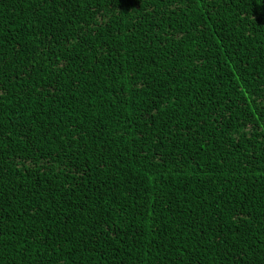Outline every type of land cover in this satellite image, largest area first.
Wrapping results in <instances>:
<instances>
[{
  "label": "trees",
  "instance_id": "1",
  "mask_svg": "<svg viewBox=\"0 0 264 264\" xmlns=\"http://www.w3.org/2000/svg\"><path fill=\"white\" fill-rule=\"evenodd\" d=\"M0 264H264V0H0Z\"/></svg>",
  "mask_w": 264,
  "mask_h": 264
},
{
  "label": "snow or ice",
  "instance_id": "2",
  "mask_svg": "<svg viewBox=\"0 0 264 264\" xmlns=\"http://www.w3.org/2000/svg\"><path fill=\"white\" fill-rule=\"evenodd\" d=\"M118 2H119V0H118Z\"/></svg>",
  "mask_w": 264,
  "mask_h": 264
}]
</instances>
